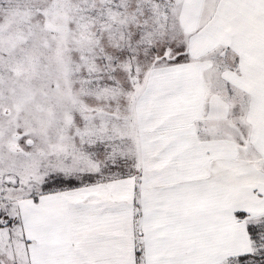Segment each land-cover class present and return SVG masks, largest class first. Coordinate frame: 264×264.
<instances>
[{
	"label": "snow or ice",
	"instance_id": "1",
	"mask_svg": "<svg viewBox=\"0 0 264 264\" xmlns=\"http://www.w3.org/2000/svg\"><path fill=\"white\" fill-rule=\"evenodd\" d=\"M0 264H264V0H0Z\"/></svg>",
	"mask_w": 264,
	"mask_h": 264
}]
</instances>
